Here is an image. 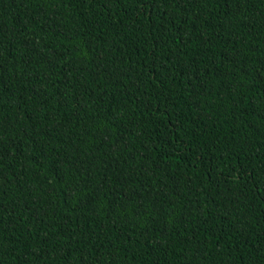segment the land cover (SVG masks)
Masks as SVG:
<instances>
[{
    "label": "trees",
    "instance_id": "trees-1",
    "mask_svg": "<svg viewBox=\"0 0 264 264\" xmlns=\"http://www.w3.org/2000/svg\"><path fill=\"white\" fill-rule=\"evenodd\" d=\"M0 264H264V0H0Z\"/></svg>",
    "mask_w": 264,
    "mask_h": 264
}]
</instances>
